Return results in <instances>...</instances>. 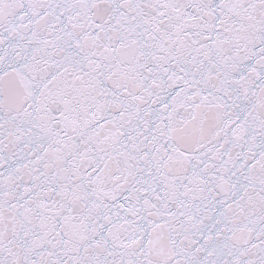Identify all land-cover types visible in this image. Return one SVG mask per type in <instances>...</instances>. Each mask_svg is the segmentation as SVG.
I'll list each match as a JSON object with an SVG mask.
<instances>
[{"label": "water", "instance_id": "water-1", "mask_svg": "<svg viewBox=\"0 0 264 264\" xmlns=\"http://www.w3.org/2000/svg\"><path fill=\"white\" fill-rule=\"evenodd\" d=\"M0 264H264V0H0Z\"/></svg>", "mask_w": 264, "mask_h": 264}]
</instances>
